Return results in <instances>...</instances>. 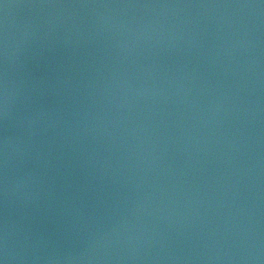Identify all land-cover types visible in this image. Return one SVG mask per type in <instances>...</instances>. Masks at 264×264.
I'll use <instances>...</instances> for the list:
<instances>
[{"label": "water", "instance_id": "95a60500", "mask_svg": "<svg viewBox=\"0 0 264 264\" xmlns=\"http://www.w3.org/2000/svg\"><path fill=\"white\" fill-rule=\"evenodd\" d=\"M0 264H264V0H0Z\"/></svg>", "mask_w": 264, "mask_h": 264}]
</instances>
